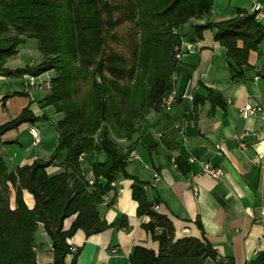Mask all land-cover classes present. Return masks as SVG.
I'll return each mask as SVG.
<instances>
[{"label":"trees","instance_id":"16d2710c","mask_svg":"<svg viewBox=\"0 0 264 264\" xmlns=\"http://www.w3.org/2000/svg\"><path fill=\"white\" fill-rule=\"evenodd\" d=\"M214 0H0V73L5 76L39 77L55 72L50 92L42 108L53 107L63 118L56 130L58 144L47 160L9 171L0 153V264H38L36 232L39 224L52 240L54 262L77 264L80 248L68 240L82 230L86 237L110 228L126 227V218L108 224L98 213L103 198L116 187L119 178L131 180L137 216L149 217L142 228L159 244L155 253L135 247L130 264H205L217 253L206 239L175 238L172 221L159 214L158 199L147 197V183L130 175L124 153L112 137L132 140L141 123L152 111H161L160 101L175 87L174 77L191 76L177 55L182 51L179 27L192 19L211 14ZM131 24L135 34L127 45L118 29ZM216 30L215 40L226 49L233 80L242 77L248 54L264 40V26L253 14L239 11L234 19L208 23L197 32ZM28 39L39 42L42 61L36 66L12 71L7 60ZM238 41L243 48H238ZM122 44L124 50L115 46ZM260 76L264 77V69ZM213 112L223 107L222 96L208 89ZM195 105L205 102L193 98ZM48 121L25 108L12 121L0 126V138L22 124ZM1 152V147H0ZM64 172L49 176L47 168L56 165L60 154ZM104 160L100 161L99 156ZM91 156L94 180L82 171L81 157ZM100 179L106 181L100 183ZM11 189L16 192L17 208L10 206ZM26 190L35 200L29 209L23 198ZM113 201L110 203V205ZM75 216L69 230L66 219ZM198 226L202 230L201 224ZM75 249V251H73ZM248 264H264V250Z\"/></svg>","mask_w":264,"mask_h":264},{"label":"crops","instance_id":"0c3cea01","mask_svg":"<svg viewBox=\"0 0 264 264\" xmlns=\"http://www.w3.org/2000/svg\"><path fill=\"white\" fill-rule=\"evenodd\" d=\"M256 3L262 5L264 15V0H214L210 15L192 19L179 27L182 37L180 63L191 76H175V87L179 94L187 91L205 102L196 106L194 100L180 99L170 111L150 112L132 140L113 139L124 153L130 151V155L136 157L127 162V171L147 183L150 201H160L156 210L172 221L175 238H204L212 245L217 257L207 259L205 264H248L264 250V218L260 210L264 205V77L260 76L264 69V40L258 50L249 52L241 79L234 81L226 49L215 40L216 30L196 31L197 27L208 23L234 19L239 11L252 14ZM257 22L264 26V16ZM28 40L17 48L18 54ZM237 46L243 48V42L238 41ZM33 47L35 56L25 66L33 67L42 61L39 42ZM25 66L5 64V68L12 71ZM41 76H48L44 81H49L55 75L47 72ZM39 77H36V86L30 88L24 76L0 73V126L17 118L27 107L36 116L49 115V124L52 117L58 121L63 118L53 107L40 105L50 88L45 91L41 86L44 81L39 82ZM208 89L216 91L223 99V107L217 106L213 112L207 100ZM246 104L259 107L260 112L244 119L241 109ZM40 124L25 123L1 136L0 153L9 171L31 165L37 159H49L58 144V133L51 145L38 148L43 143ZM31 127L40 132L37 145L33 144ZM242 133L248 134L243 140L245 149H241L234 138ZM64 158L65 154H60L57 164L47 168L49 176L64 172L60 166ZM98 159L103 161L104 156ZM82 161L83 174L92 183L93 158L83 157ZM205 163L222 169L221 179L203 173ZM155 175L159 176L157 182ZM100 183L106 181L100 179ZM132 184L131 180L119 178L116 188L98 206L100 217L108 224L126 218L125 228L116 226L89 238L78 230L68 240L71 247L81 249L77 264H130L129 257L135 247L158 253V242L142 228L150 218L137 216L138 204L132 198ZM119 189L122 192L118 193ZM23 198L28 208L33 209L32 194L24 190ZM10 206L17 208L14 189H11ZM74 220L75 216L66 219L64 230H69ZM36 245L37 263L52 264V240L42 224L36 232ZM72 260L73 255L66 257L67 264Z\"/></svg>","mask_w":264,"mask_h":264},{"label":"built area","instance_id":"2783aa9c","mask_svg":"<svg viewBox=\"0 0 264 264\" xmlns=\"http://www.w3.org/2000/svg\"><path fill=\"white\" fill-rule=\"evenodd\" d=\"M262 5L261 4H254L252 7V14L255 16L256 21H260L263 18V13H262ZM190 49V47H189ZM182 56V51L177 55V58L180 59ZM24 79L26 81V86L28 87H35L36 86V77L31 76L29 74L24 75ZM176 78L174 77V80ZM193 96L189 95L187 91H185L183 94H179L177 91L176 87L173 88V90L165 97H163L160 101V107L164 111H170L181 99H190L193 100ZM260 112L259 107L252 106L251 104H246L242 109H241V116L244 119H247L251 116H254ZM30 134L32 135L34 139V145H37L40 143V132L37 128L31 127L29 129ZM248 136L247 133H242L239 135H236L234 138L238 140L239 146L241 149H245L246 145L243 142V140ZM83 157L80 159L82 160ZM134 158H136L133 154L130 155L128 161H132ZM202 172L205 173L206 175L214 178V179H221V177L224 175L222 169L213 166L210 163H205L202 166ZM159 179L158 175H155V182H157ZM113 187H116V183H112ZM196 192L198 191L197 189L195 190ZM122 192L121 189L118 190V193ZM261 215L264 218V205L261 207ZM75 251V249H73Z\"/></svg>","mask_w":264,"mask_h":264},{"label":"rangeland","instance_id":"374dc122","mask_svg":"<svg viewBox=\"0 0 264 264\" xmlns=\"http://www.w3.org/2000/svg\"><path fill=\"white\" fill-rule=\"evenodd\" d=\"M118 33H119V36L121 38H123L125 43L127 45H130L131 44V36L135 34V30L133 29V26L131 24H125V25H123L122 27H120L118 29ZM37 43H38L37 40L29 39L28 42L26 43V45H24V47H21V49L19 50V54L17 53V55L9 58L7 60V62H6V64L8 66H25V64H28L27 62H29V60L35 56L36 49H34L33 46H34V44L37 45ZM115 47L118 50H124V47H123L122 44H120L118 46H115ZM26 67L27 66L23 67V69L26 68ZM54 75H55V72H54ZM47 78H48V76H41V77H39V82L40 81H44ZM50 81H51V79L49 81H44L43 84L41 85L42 87H44L43 89L45 91L49 90ZM51 110H53V109H51ZM49 112L50 113H54V112H51V111H49ZM54 114H51V115L55 116ZM43 115H46L48 117V121L43 122V123H41L39 125L40 128H41V134H42V138H43V143L38 148L46 146V145H51L54 141H56V138H57V130H56V125H57V121H58L57 118L55 119V117H52V119H51L52 123L49 124L50 116L47 115L46 113L43 114ZM43 115H41V116H43ZM41 116H38V117H41ZM37 124H39V123H37ZM24 138H25V141L28 142L27 141V139H28L27 134H25ZM114 138L115 137H112V139H114ZM56 147H57V145H56ZM56 147H55L54 151L56 150ZM53 152L51 153V155L53 154ZM51 155H49L48 158H50Z\"/></svg>","mask_w":264,"mask_h":264}]
</instances>
